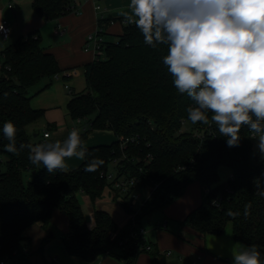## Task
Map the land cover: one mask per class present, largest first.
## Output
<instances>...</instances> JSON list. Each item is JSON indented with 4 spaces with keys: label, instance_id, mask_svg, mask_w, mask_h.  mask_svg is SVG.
Wrapping results in <instances>:
<instances>
[{
    "label": "trees",
    "instance_id": "16d2710c",
    "mask_svg": "<svg viewBox=\"0 0 264 264\" xmlns=\"http://www.w3.org/2000/svg\"><path fill=\"white\" fill-rule=\"evenodd\" d=\"M32 3L47 19H57L71 9V0ZM120 19L123 23L124 17ZM123 25L118 34L102 27L97 29L103 37L102 53L97 51L95 59L86 65L87 90L74 94L68 104L74 119L87 122L81 133L83 139L94 129H108L116 135L112 143L89 146V156L81 165L67 173L50 174L45 168L30 164L27 148L19 155L5 151L8 141L0 131V261L48 264L31 259L20 246L27 238L25 231L36 222L48 226L56 208L70 219L69 229L62 235L69 254L94 261L102 254H111L115 246H122L124 251L118 258L125 264H137L144 251L151 254L152 262L158 261L165 251L161 252L152 241L150 250L137 248L135 244L144 240L137 233L132 236L131 224L126 228L119 226L107 210L96 208L95 226L87 224L78 197L80 191L96 203L110 188L125 209L132 211L125 200L127 196L115 192L102 175L109 171L112 162L118 174L122 168L124 173L137 176L140 188L154 187L141 206L139 224L142 225L143 215L167 206L181 197L191 183L199 182L201 201L181 224L206 236L222 234L231 222L236 240L247 246L257 245L264 254V196L256 192L254 185L259 178L264 187V158L253 159L249 130H242L238 147L229 148L215 125H193L188 121L186 108L192 102L186 94L176 92L171 74L163 64L167 46L146 45L134 25ZM1 54L0 130L5 121H12L18 130L17 147L21 143H42L35 141L38 137L33 140L28 131V126L44 115V109L32 107L35 93L30 89L44 78L53 80L61 72L59 61L42 44L38 30L12 42ZM196 128L203 136L196 134ZM133 135L139 136V143L122 148V138ZM148 153L153 158L147 161ZM93 157L104 163L95 171H86ZM223 165L233 172L226 181L219 174ZM24 174L30 175L28 183ZM229 209L239 215H226ZM127 238L131 245L122 243ZM45 241L46 238L37 251L44 250ZM26 245L31 246L29 239Z\"/></svg>",
    "mask_w": 264,
    "mask_h": 264
},
{
    "label": "clouds",
    "instance_id": "9594fccd",
    "mask_svg": "<svg viewBox=\"0 0 264 264\" xmlns=\"http://www.w3.org/2000/svg\"><path fill=\"white\" fill-rule=\"evenodd\" d=\"M124 22L141 32L146 45L167 46L163 64L176 92L192 102L186 108L188 121L215 125L229 148L240 145L246 128L264 158V0H130ZM9 31L0 23V32ZM6 40L7 34L0 43ZM0 131L8 141L5 151L19 155L27 148L30 164L50 174L67 173V159L89 156L78 128L63 141L19 147L12 121ZM103 163L93 157L85 170L95 171ZM254 185L264 196L259 178ZM226 215L239 213L229 209ZM231 255L232 264H264L254 244L236 243Z\"/></svg>",
    "mask_w": 264,
    "mask_h": 264
},
{
    "label": "crops",
    "instance_id": "0c3cea01",
    "mask_svg": "<svg viewBox=\"0 0 264 264\" xmlns=\"http://www.w3.org/2000/svg\"><path fill=\"white\" fill-rule=\"evenodd\" d=\"M32 2L33 0H0V23L4 19H7L11 23L12 32L10 37L13 36L14 42L20 37L27 36L38 30L42 37V44L45 48L56 55L61 67V72L55 76L53 80L44 78L30 89L31 93H35L31 99L32 107L36 109H44L43 117L36 121V123H40L42 129L35 132L36 129H38L36 123L32 126V129L35 136L38 137L35 141H41L42 143L43 141L46 143L54 142L56 140L63 141L67 138L69 132L73 128L79 129V127H82L79 129L81 134L85 128L84 124L87 123L85 120L79 119V123H77L78 121L71 116L68 107L74 94H80L87 90L86 65L95 59V51L85 47L87 37L90 32H95L99 27H102L105 31L113 34L121 33L124 25L120 18L124 17V13L128 11L130 0H116L115 2L113 0H106L108 5L104 6V9L102 8L101 11L96 9L97 0H71L70 11L57 19H47L46 16L39 14L35 10ZM10 3H14V7H10ZM119 6H125L124 11L118 10L117 7ZM101 13H104V18H101ZM53 20H55L54 22L56 23L53 33L54 39H50L48 33L46 34V39L44 38L45 34L42 32L44 27L46 28L44 22ZM32 28L34 31H32ZM59 29L63 30V32L58 33L57 30ZM3 39L4 37L0 34V40ZM8 45V40L0 43V53H2ZM48 83H50V85L45 87ZM67 84L70 85V89L66 86ZM47 130L50 131V136L45 137L44 133ZM97 130L108 131L112 136L109 138L101 136V134L98 136H88L84 138L86 147L111 141L113 142L116 139L112 130ZM67 162L70 170H72L81 165L84 160L71 158L67 159ZM94 205L95 209L99 208L110 212L121 227L125 225L126 221H120L112 210L105 209L104 207H97L96 203H94ZM191 208L193 207L190 206L187 214ZM85 216L89 227H94L96 224L95 214L94 219L87 216V213H85ZM44 227L47 228L45 225ZM185 227L188 231L187 233L193 237L190 238V240L196 241L200 244L199 257H201L206 264H232V246L236 243L247 246L243 242L235 239L233 224L231 222L227 224L225 231L220 235L207 234L205 236L203 233L196 231L191 227ZM156 244L161 252L171 250H162L159 242ZM174 245L182 247L180 243ZM40 255H37L34 258L38 259L39 262L44 263L45 259L41 258ZM171 255L163 254L165 257ZM76 259L77 258H73L71 264H79L80 261H82ZM84 262L87 264L86 260H84ZM97 262L98 259L91 264H97ZM137 264H146V259L137 261ZM148 264H153L151 256L148 260Z\"/></svg>",
    "mask_w": 264,
    "mask_h": 264
},
{
    "label": "rangeland",
    "instance_id": "374dc122",
    "mask_svg": "<svg viewBox=\"0 0 264 264\" xmlns=\"http://www.w3.org/2000/svg\"><path fill=\"white\" fill-rule=\"evenodd\" d=\"M97 1L102 5L103 9L104 6L108 5V3H106V0H97ZM113 1L115 2L116 0ZM117 9L120 11H124L125 6H119L117 7ZM54 21L55 20L44 22V25L46 26V28L44 27V30L42 31L45 34L44 38L47 37L46 34L48 33L50 39H54L53 33L56 26V23ZM32 31H34V29ZM12 42H14L13 36L8 38V43L11 44ZM85 47L87 48L86 45ZM105 55L106 54H103V57ZM35 123L36 122L31 123L28 126V131L30 132V135L33 140L36 138L35 133L32 129V126ZM77 123H79V121ZM36 124L38 125V129H36L35 132L39 131V129H42V126L40 125L39 122H37ZM81 128L82 127H79V129ZM99 134H101V136H105L106 138L112 136V134L108 131H101L97 129L90 131L88 136H92V135L98 136ZM252 141H253V157H254L253 159L256 158L261 159L262 157L259 153L258 148L256 147L258 141L254 139H252ZM111 142H106V143H111ZM3 168L6 169V165H3ZM109 171L117 173L115 162L114 163L112 162L110 164ZM219 174L221 180L226 181L229 176L233 175V172L229 166L223 165L219 168ZM29 178H30L29 174H24L25 183H28ZM153 188H154L153 186L152 187L146 186L144 188H139L141 197H140V201L135 206L131 207L130 202L128 200L129 198L125 199L127 204L132 208V211L138 210L137 217L139 214H141L142 212L141 206L150 196L151 192H153ZM200 195H201L200 183L193 182L187 187L185 193L181 197L177 198L176 200H174L173 202H171L170 204H168L163 208L156 209L151 213L142 216V221H141L142 225L146 228L148 237L151 239V241L155 243L159 242L162 250L171 249V251L173 252L171 256L165 257L162 255L161 258L158 261L153 262V264H194V260L199 258V249L201 246L196 241L190 240V238L193 237H191L190 234L187 233L188 231L186 230L185 225H182L181 222L184 220L190 206L194 208L197 204L200 203ZM78 197L80 198L79 201L82 204L84 212L87 213V216L92 217L94 219L95 205L90 195L84 193L83 191H80L78 192ZM96 205L97 207H104L105 209L107 208L112 210L120 221H126L125 225H123L125 228L131 224L130 222H131L132 211L127 212L125 207L120 203V200L114 197V194L112 193L110 188L105 191L104 197L99 199L96 202ZM166 219L168 220V227L167 228L161 227V224L164 223ZM69 223H70L69 216L61 209L56 208L54 211V215L51 219V222L49 223L47 228L44 227L42 222H36L25 231V235L27 238L26 240H23L21 242V246H20L21 249H25V250L28 249L26 253L31 259H36L34 257L41 254L40 257L45 259L44 262H47L48 264L54 263L53 258L55 257V255H57V258L55 259V263L59 262L60 264H71V262H73L72 261L73 258H77L76 260H82L80 261L79 264H86V262H84L85 259H82L80 257H75L66 251V247L64 245L62 235L65 231L69 229ZM44 238H46L45 247H44L45 250H43L42 252L37 251V249L41 246V243L44 240ZM28 239L31 242V246H29V248H27L28 246L26 245ZM176 243L177 244L180 243L182 247L175 246L174 244ZM123 251H124V247L115 246L111 254L109 253V254L100 255L97 258L98 262L99 264H125L123 260L118 258V255L123 253ZM150 256L151 254L147 251L141 252L138 261L146 259V264H148V260L150 259ZM166 258H167V262H166ZM86 261L87 264H91L93 262L88 260Z\"/></svg>",
    "mask_w": 264,
    "mask_h": 264
},
{
    "label": "built area",
    "instance_id": "2783aa9c",
    "mask_svg": "<svg viewBox=\"0 0 264 264\" xmlns=\"http://www.w3.org/2000/svg\"><path fill=\"white\" fill-rule=\"evenodd\" d=\"M10 7H14V3H10L9 4ZM96 9L100 10L102 9V5L97 2L96 4ZM104 13H101V18H104ZM1 23L4 25V28L6 30H10L9 32L5 33V32H0L1 36L5 37V35L7 34L8 38L11 35L12 32V27H11V23L7 20L4 19L1 21ZM123 23L126 24L123 20ZM97 31V30H96ZM90 32L87 40L85 42V45L87 46L88 49H92L95 51V53L97 51H99V53H102V51L100 50V45L101 42L103 40V37L98 35L97 32ZM58 33H62L63 30L59 29L57 30ZM93 46V47H90ZM2 54L0 53V60H1ZM1 64V61H0ZM69 89H70V85L67 84L66 85ZM79 120H81L79 118ZM185 123V121H183ZM194 131L196 132L197 135H202V132L200 131L199 128L194 129ZM45 137L50 136V131H46L44 133ZM203 136V135H202ZM139 136L138 135H133L132 137H127V138H122V147H127L129 144H134V143H139L138 142ZM46 143V142H43ZM153 158V154L152 153H148V155L145 157V159L151 160ZM1 159V157H0ZM117 161V160H116ZM121 173L118 174L115 172H110V171H106V172H102V175L105 176L112 185V188L114 189L115 192H118L121 196H127V198H129V202L131 207L135 206L136 204H138V202L140 201V191H139V186H141L139 184V178L137 176H132L130 174H126L123 172L122 168H121ZM119 171V172H120ZM123 172V173H122ZM233 176V175H231ZM138 210L132 211L131 212V232H132V236H134V234H138L143 240L144 242H137L135 244V246L137 248H139L140 250H150L152 248L151 245V240H149L148 234H147V230L146 228L139 224L138 218H137V212ZM168 226V221L165 220L164 223L161 224V227L167 228ZM136 227L138 228V232L135 230ZM150 241V242H149ZM123 244H130L131 242L129 241V239L127 238L126 240L122 241ZM128 247V246H127ZM26 251H28V249H26ZM166 255H171L172 251L171 250H166L165 251ZM57 258V256H55L54 259V263L53 264H60L59 262L55 263V259ZM0 264H9L8 261L6 260H1ZM30 264H39L37 262H32ZM194 264H206L204 262V260H202L200 257L198 259L194 260Z\"/></svg>",
    "mask_w": 264,
    "mask_h": 264
},
{
    "label": "water",
    "instance_id": "95a60500",
    "mask_svg": "<svg viewBox=\"0 0 264 264\" xmlns=\"http://www.w3.org/2000/svg\"><path fill=\"white\" fill-rule=\"evenodd\" d=\"M53 234V233H52Z\"/></svg>",
    "mask_w": 264,
    "mask_h": 264
}]
</instances>
